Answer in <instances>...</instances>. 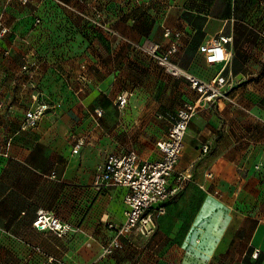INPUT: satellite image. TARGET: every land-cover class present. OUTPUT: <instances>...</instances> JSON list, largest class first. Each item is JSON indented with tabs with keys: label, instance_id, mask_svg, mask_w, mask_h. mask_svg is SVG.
Segmentation results:
<instances>
[{
	"label": "crops",
	"instance_id": "1",
	"mask_svg": "<svg viewBox=\"0 0 264 264\" xmlns=\"http://www.w3.org/2000/svg\"><path fill=\"white\" fill-rule=\"evenodd\" d=\"M0 17V264H264V0H0ZM175 33L171 73L148 48L165 51ZM217 34L232 36L229 54L209 64L198 46ZM26 57L34 71L21 70ZM218 73L232 102L205 100L186 77ZM36 87L52 107L23 128ZM185 102L197 112L153 238H120L104 255L127 188H96L99 165L127 150L159 158ZM40 212L64 232L37 229Z\"/></svg>",
	"mask_w": 264,
	"mask_h": 264
},
{
	"label": "built area",
	"instance_id": "2",
	"mask_svg": "<svg viewBox=\"0 0 264 264\" xmlns=\"http://www.w3.org/2000/svg\"><path fill=\"white\" fill-rule=\"evenodd\" d=\"M34 22L39 24L40 19L36 18ZM9 30L5 20L0 17V40L5 38ZM169 32V29H166L165 35L167 36ZM175 36L176 38L170 41L165 51H158L157 47L148 48V52L152 54L156 62L171 73L177 72L176 65L171 61V55L178 52L179 33H175ZM231 37L217 34L198 46L199 50L204 53L207 63H220L227 59L229 51L226 50V44L231 40ZM38 65L39 62L36 59L26 57L21 65V70L34 71ZM77 77L82 83L88 80L84 65L81 66ZM186 77L190 81L191 87L202 94L205 100L211 102L215 100L233 101L230 82L219 73L214 75L210 81H204L192 75ZM38 91L36 87V91L31 95L34 102L24 113L23 128L36 125L44 113L52 107V103L47 99L39 98ZM127 104V93L121 92L115 97L114 105L121 114L124 113ZM197 107V102H185L178 108L176 119L171 122L165 138L157 141L160 157L156 160H141L134 150H127L122 153L107 154L102 164L99 165L94 177L96 188L103 189L116 185L127 188L123 196V220L120 223L106 222L107 226L113 230L114 236L105 243L102 250L104 255L110 254L115 248L122 246L120 238L131 241L134 234L144 237L154 232L156 219L165 213V203L179 188L178 186L170 187L169 180L182 155L188 123L197 112ZM95 113L100 116L101 110L96 109ZM78 147L79 142L75 145L73 152H77ZM202 150L206 152L208 145H203ZM189 176L190 173L186 176L182 174L183 179ZM33 225L37 229H51L58 233L64 232L66 228V225H63L56 215L43 212L38 213ZM252 253L255 258L258 257L259 253L256 251ZM51 261L53 259H50Z\"/></svg>",
	"mask_w": 264,
	"mask_h": 264
},
{
	"label": "rangeland",
	"instance_id": "3",
	"mask_svg": "<svg viewBox=\"0 0 264 264\" xmlns=\"http://www.w3.org/2000/svg\"><path fill=\"white\" fill-rule=\"evenodd\" d=\"M197 6H199V3H197ZM64 43L63 42H57L56 43V47L57 48H61L62 50H63V45ZM259 179H260V177H259ZM170 202V201H169ZM143 238H147V239H151V238H153V233H151L150 235H148V236H144Z\"/></svg>",
	"mask_w": 264,
	"mask_h": 264
}]
</instances>
